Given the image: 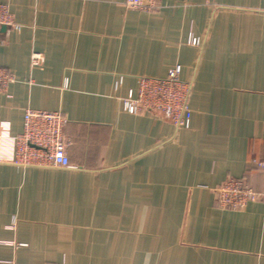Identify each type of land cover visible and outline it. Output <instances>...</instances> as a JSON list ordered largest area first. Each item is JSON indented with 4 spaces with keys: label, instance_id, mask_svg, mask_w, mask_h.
<instances>
[{
    "label": "crops",
    "instance_id": "1",
    "mask_svg": "<svg viewBox=\"0 0 264 264\" xmlns=\"http://www.w3.org/2000/svg\"><path fill=\"white\" fill-rule=\"evenodd\" d=\"M124 1L0 0L19 26L0 30L15 79L0 93V261L264 264L262 203L225 210L214 194L229 178L264 186V0ZM177 64L188 128L123 110L139 76ZM25 109L65 115L73 168L13 163Z\"/></svg>",
    "mask_w": 264,
    "mask_h": 264
},
{
    "label": "built area",
    "instance_id": "2",
    "mask_svg": "<svg viewBox=\"0 0 264 264\" xmlns=\"http://www.w3.org/2000/svg\"><path fill=\"white\" fill-rule=\"evenodd\" d=\"M158 0H125L130 9L145 11L155 10ZM18 31L7 4L0 3V30ZM186 44L198 48L201 38L190 34ZM42 57L33 53L30 59L32 69L39 68ZM182 66L172 67L164 78L139 76L136 93L128 91L122 99L123 110L129 114L163 117L177 128H188L191 109L188 104L190 84L179 78ZM14 76L0 68V93H7ZM121 79L116 82L120 85ZM67 118L60 111L25 109L22 132L12 140L13 163L17 166L73 168L67 157L70 145L64 135ZM3 133L7 131L3 127ZM251 165L258 172L264 173V158L251 160ZM214 192L217 205L225 210H241L247 203L260 201L264 214V186L260 191L253 189L249 177L229 178ZM0 264H17L13 261H0Z\"/></svg>",
    "mask_w": 264,
    "mask_h": 264
},
{
    "label": "rangeland",
    "instance_id": "3",
    "mask_svg": "<svg viewBox=\"0 0 264 264\" xmlns=\"http://www.w3.org/2000/svg\"><path fill=\"white\" fill-rule=\"evenodd\" d=\"M214 194H216V193L214 192Z\"/></svg>",
    "mask_w": 264,
    "mask_h": 264
}]
</instances>
